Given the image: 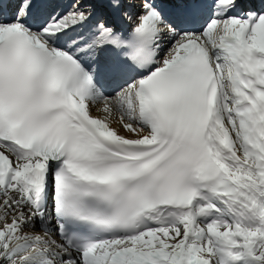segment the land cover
<instances>
[{"label":"snow or ice","instance_id":"6c2138e0","mask_svg":"<svg viewBox=\"0 0 264 264\" xmlns=\"http://www.w3.org/2000/svg\"><path fill=\"white\" fill-rule=\"evenodd\" d=\"M17 2L0 264H264V0Z\"/></svg>","mask_w":264,"mask_h":264},{"label":"bare ground","instance_id":"6f19581e","mask_svg":"<svg viewBox=\"0 0 264 264\" xmlns=\"http://www.w3.org/2000/svg\"><path fill=\"white\" fill-rule=\"evenodd\" d=\"M92 113H93L94 116H97V117H100V118H103L104 115H105L102 111L94 112V109H93ZM112 127L118 129L122 135H130V134L124 132L123 129L120 128L118 121L115 120V119L113 120Z\"/></svg>","mask_w":264,"mask_h":264},{"label":"rangeland","instance_id":"374dc122","mask_svg":"<svg viewBox=\"0 0 264 264\" xmlns=\"http://www.w3.org/2000/svg\"><path fill=\"white\" fill-rule=\"evenodd\" d=\"M97 111H98V110H97ZM97 111H96V112H97ZM94 112H95V111H94ZM114 119H115V118H114ZM115 120H116V119H115Z\"/></svg>","mask_w":264,"mask_h":264}]
</instances>
